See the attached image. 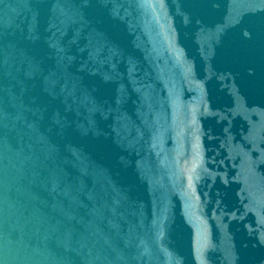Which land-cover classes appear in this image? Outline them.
<instances>
[{
  "label": "water",
  "instance_id": "95a60500",
  "mask_svg": "<svg viewBox=\"0 0 264 264\" xmlns=\"http://www.w3.org/2000/svg\"><path fill=\"white\" fill-rule=\"evenodd\" d=\"M0 264H264V0H0Z\"/></svg>",
  "mask_w": 264,
  "mask_h": 264
}]
</instances>
